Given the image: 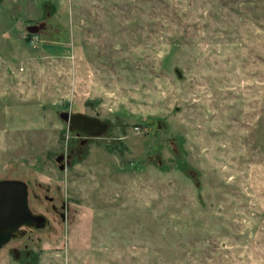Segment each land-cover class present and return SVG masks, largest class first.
<instances>
[{"label":"rangeland","instance_id":"obj_1","mask_svg":"<svg viewBox=\"0 0 264 264\" xmlns=\"http://www.w3.org/2000/svg\"><path fill=\"white\" fill-rule=\"evenodd\" d=\"M8 179L0 264H264V0H0Z\"/></svg>","mask_w":264,"mask_h":264},{"label":"water","instance_id":"obj_2","mask_svg":"<svg viewBox=\"0 0 264 264\" xmlns=\"http://www.w3.org/2000/svg\"><path fill=\"white\" fill-rule=\"evenodd\" d=\"M60 117L66 121L68 127L75 130L97 134L105 129V125L81 113H63ZM60 160H62L61 156L55 159L56 162ZM62 168V166L58 167L60 170ZM26 194L27 189L23 182L13 179L0 180V247L6 243L15 227L34 220L36 223L42 220L32 217L29 213Z\"/></svg>","mask_w":264,"mask_h":264},{"label":"flooded vegetation","instance_id":"obj_3","mask_svg":"<svg viewBox=\"0 0 264 264\" xmlns=\"http://www.w3.org/2000/svg\"><path fill=\"white\" fill-rule=\"evenodd\" d=\"M26 189H27V187H26ZM27 209H28L29 213L32 215V217H34V218H40L42 220H39L38 223H36L35 220H34V221H31L30 223H24V224H21V225L15 227V229L10 232V236H9L8 240L6 241V243L3 244L2 246H5L8 243V241L10 240L12 234H14L19 229V227H22V226H30V227H36V228H38V225H40L43 222L44 218L41 215L32 213V211L28 208V206H27Z\"/></svg>","mask_w":264,"mask_h":264}]
</instances>
